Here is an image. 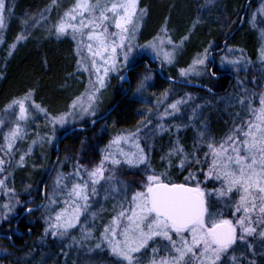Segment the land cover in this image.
Returning <instances> with one entry per match:
<instances>
[{
	"label": "snow or ice",
	"instance_id": "1",
	"mask_svg": "<svg viewBox=\"0 0 264 264\" xmlns=\"http://www.w3.org/2000/svg\"><path fill=\"white\" fill-rule=\"evenodd\" d=\"M55 2L56 0H53L54 4ZM214 2L215 0H207L208 5ZM10 11L5 0H0V30L5 26V13ZM258 14L264 15V3L252 14L253 27L256 26ZM146 15L147 9L139 8V0H75L53 25L52 30L57 38L71 32L72 39L77 42V56L80 57L77 60V68L88 72L89 84L83 93L67 105V111L49 114L48 109L35 104L34 101L30 107L43 114L55 129L57 125L63 126L70 119L75 120L77 115L81 118L96 115L95 109L100 94L106 88L109 75L121 67V56L123 66L127 67L134 61L133 53L137 48L151 49L156 58L162 57V65L173 64L177 51L190 38V34L183 36L179 43H174L168 37L165 27L161 32L167 39L158 34L152 41L139 45L136 40ZM28 22V19H25L22 24L27 26ZM198 22H194L193 28ZM27 38L26 31L18 34L15 42L10 45L8 55L11 56L17 44ZM260 39L264 41V30L260 32ZM0 42H3L2 35ZM168 47L172 50H166ZM85 50L87 56L84 55ZM228 51L232 52L234 49L229 48ZM259 58L264 63V43L259 49ZM210 63L209 48H205L203 53H198L192 59L187 68L179 70L180 76L208 74L215 78L216 71L214 66L209 67ZM221 63L238 66L240 60L222 57ZM93 76L95 79H92ZM150 78L145 76L140 80L136 92L145 91ZM125 79V76H121L122 81ZM248 92L249 90L245 89L238 97V103L245 111L247 119L237 113V119H240L241 123L234 124L233 129L221 140L211 139L205 145L208 151L205 152L203 160L198 157L196 149L192 153L186 152L178 140L167 154L169 158L180 157L178 166L181 169L190 163L208 164L207 172L201 170L204 182L215 179L220 182V188L208 192L201 187L203 182L197 179L195 172H189L183 183H175L167 179L165 173L157 174L155 169H152L151 174L147 175L141 184L142 190L134 191L129 198L127 193L130 185L117 180L115 170L124 165L129 168L149 165V157L140 147V129L137 128L135 133L120 134L110 140L101 150L99 164L88 168L77 162L73 172L57 173L51 190L45 185L44 199L47 203L42 207L49 213L45 217V232L50 231L53 237L68 235L70 230L79 226L81 218L89 213L91 197L98 195V187L107 184L106 199L109 193L121 192L124 199L114 206L118 211L104 225L100 242L95 248L104 249L106 246L110 255L116 258L117 264H142V258L149 248L151 257L147 264H225L224 257L234 250L238 242L245 244L255 255L254 245L247 241L258 234L264 246V91L252 92L251 95ZM167 96L166 90L163 97L166 99ZM32 97L33 91L29 90L22 98L13 99L5 108L6 113L9 110L14 111L17 106L19 108L14 126L4 134V145L0 147V152L5 155L10 156L16 142L26 135L21 122L34 118L28 105ZM188 100H191V96L169 104L160 119L174 116L180 111V106ZM161 103V100H157V108ZM151 111L149 109V114ZM195 111L194 109L193 114ZM3 124L5 121L0 120V125ZM158 127L161 131L164 130L163 125ZM202 127L204 131L200 132L199 137L204 141L208 139L207 125ZM54 138L38 136L41 142L47 139L52 143ZM35 143L37 140L32 141V144ZM124 145H129L130 150L126 151ZM31 151L30 145L28 152L20 156L18 166H24L26 156ZM6 163L8 161L0 157V173L5 171ZM0 189L9 197L15 195L13 189L7 188L5 179H0ZM233 193H239V199L232 211V219L224 218L222 212L211 211L213 204L206 200V197L216 195L221 200L226 197L230 199V194ZM3 208L10 211L12 205L6 203ZM27 211L32 212L33 209L29 208ZM96 215L97 213H92L93 220ZM81 234L85 241L93 236L92 231L84 228L81 229ZM159 241L166 242L163 248L152 247ZM161 252L166 254L161 255ZM230 259L232 264H239L235 255ZM249 264H255V261L250 260Z\"/></svg>",
	"mask_w": 264,
	"mask_h": 264
},
{
	"label": "trees",
	"instance_id": "2",
	"mask_svg": "<svg viewBox=\"0 0 264 264\" xmlns=\"http://www.w3.org/2000/svg\"><path fill=\"white\" fill-rule=\"evenodd\" d=\"M73 1L56 0L54 4L53 0H12L11 11L5 17V26L1 34L3 42H0V112L13 99L21 98L29 90H32L34 103L48 109L49 114H58L63 112L72 99L79 96L84 90L85 76L77 69V55L73 40L68 36L57 38V36L49 35L41 27L33 26L30 22L27 26L22 24L23 20L38 15L50 5L52 11L59 12L67 8ZM244 1L221 0L220 4L215 6L214 4L208 5L204 0H139V8L147 9V15L142 21L136 40L137 44L142 45L154 38L165 27L168 37L174 42L180 41L185 35L190 34V38L183 44L182 54L176 57L172 66L167 68L159 66L161 75L158 73V69H155L156 63H151L145 56L134 59L127 66L128 68L139 63L127 74L131 86L137 83L139 77L149 73L153 76L152 84L157 90L167 86H182L199 93V89L196 87L176 82L175 79L179 78L176 70L186 66L188 61L200 53L201 43H206L211 37L224 36L223 34L226 32L232 31L238 23ZM197 20L199 22L193 28V24ZM22 31H26L28 38L17 44L13 54L9 56L10 45L15 42L16 36ZM246 39L250 41L248 36ZM253 45L254 43L251 47ZM251 47L245 48L248 57H253ZM141 62H146L149 68L146 69L144 63ZM186 81H188L187 83L197 82L198 78L193 76L187 78ZM130 90L124 94L118 83V76H111L103 91V93H107V99L102 101L101 106L95 110L96 115L90 122L72 124L59 132L55 143L62 132L70 130V134L59 145L60 155L46 182L48 188H50L51 178L56 174L59 165L63 164L61 167L65 173L68 170L64 165L65 161L92 166L99 159L100 146L109 136L115 132L129 130L138 123L143 109L138 108L139 103ZM237 113H239V108H227V110L208 113L205 117L208 138L219 141L226 136L235 124L236 120L233 117ZM192 136L193 133L188 127L184 129L179 139V144L188 153L191 152V147L195 144ZM164 138L165 136H160L155 139L152 146V161L155 159L157 149H164L162 146L166 144L163 141ZM53 148L47 150L45 155L40 157V163L35 165V168L31 166L32 156L25 159L22 167L17 163L19 153L12 154L10 158L7 182L22 205L14 209L13 215L6 214L8 217L5 216L6 218L4 217L0 224V236L3 235L1 242L4 248L0 255V264H99L102 261L112 262L113 257L107 249L95 248V245L100 242L101 232L112 212L108 200H106L108 202L107 212L103 211L102 207H92L89 216L93 219L92 213H97L95 219L91 223L82 222L87 226L86 229L93 233L92 238L86 241L82 239V235L78 234V237L74 231L59 241L42 236L44 218L42 205L46 203L45 199L41 201L43 204L38 209H33L32 212L20 217L24 208L40 201V187L54 158ZM198 156L201 155L198 154ZM203 167L205 168L206 164L190 163L186 164L183 169L171 167L167 179L175 183H183L189 172L197 173V178L202 175L197 170L203 169ZM122 176L131 181L130 188L135 191L136 188L133 184L138 181L141 175L137 174L135 169H131L128 173L122 172ZM202 186L206 189L211 188L210 192L220 188L217 181L212 179L203 183ZM206 200L213 204L211 211L214 213L220 212V210L223 212L233 203L231 198L226 197L221 200L216 195H212ZM23 204L25 207H22ZM5 211L6 209L0 208V217L1 213ZM27 229L31 231L30 236H28ZM17 232L25 234L24 242L21 237H18ZM81 241L82 243H77ZM261 247L260 245L254 246L255 255L252 251H244L242 248L237 254L241 256L237 257L238 261L249 264V261L252 260L255 261V264H264V247Z\"/></svg>",
	"mask_w": 264,
	"mask_h": 264
},
{
	"label": "rangeland",
	"instance_id": "3",
	"mask_svg": "<svg viewBox=\"0 0 264 264\" xmlns=\"http://www.w3.org/2000/svg\"><path fill=\"white\" fill-rule=\"evenodd\" d=\"M204 1H205V3L207 2V0H204ZM11 2H12V0H5V3L9 9H10ZM93 2H95V0H93ZM74 3H75V0L67 8H65L59 12L52 11V6L50 5L47 8H45L42 12H40L38 15H35L32 18H29L28 21L33 26L41 27L45 33H47L49 35L56 36L54 30H52L53 25H55L59 21L60 17L64 14V12L67 9H69ZM262 3H264V0H256V2L250 7L249 12H248V16L246 19L247 24H248V29L250 31H252L253 36H254V40H253L254 45L251 47L253 57H248V55L244 52L245 50L242 48H240V49L239 48H232V49H234V51H232V52H229L228 51L229 48H228L226 50V52L224 53L223 57H226L227 59H231V60H238L239 59L240 60L239 65L233 66V65H230L227 63L222 64L221 63L222 56L219 60L221 67H225L228 70L234 71L235 73H238V74L243 73V75H240V77L238 79V83L241 85L240 88H242V89L245 88L244 83L246 81H247V83L251 82L249 84V86L246 88L249 90V92H248L249 95H251L252 92L259 93L261 91H264V63H262L260 58H259V49H260L262 43H264V41H261V39H260V32H261V30H264V15H262V14L257 15L256 20H255V25H256L255 27H253V23H252V14L254 12H257V10L261 7ZM8 13L9 12L5 13V17L7 16ZM41 17H43V18H41ZM37 21H39V23H37ZM3 29L0 30V35L2 34ZM50 30H52V31H50ZM114 30L115 29H113V31ZM158 34H160L163 37L162 32H159ZM157 35H155V37ZM63 36H68L72 39L71 32H69L68 34L63 35ZM163 38L167 39L168 37H163ZM152 40H153V38L150 39L149 41H152ZM149 41H147V42H149ZM73 42L75 44V51H76L77 42L74 40H73ZM147 42H145V43H147ZM179 42L180 41L174 42V43H179ZM144 44H142V45H144ZM181 49H179L177 51L176 57L179 56L180 54H182ZM166 50L171 51L172 49L170 47H168V48H166ZM240 50H242V51H240ZM76 55H77V53H76ZM84 55L87 56L86 50L84 52ZM133 56L135 57V59L140 57V56H145L149 60H151V59L154 60V62L156 63L155 69H158V70H159V66L167 68V67H170L174 64V63L173 64H166L165 63L162 65L161 64L162 57L156 58L155 54L152 52L151 49L137 48L136 51L133 53ZM241 57H242V59H241ZM78 59H80L79 56H77V60ZM192 59L190 61H188L189 63L186 66H184L183 68H187L188 65L192 62ZM123 63H124L123 57L121 56L120 57L121 67L119 68V70L117 72L111 73L108 77V81H109L111 76H115V75L118 76V83L121 86L122 92H124L126 90V86H127V83H125L124 81H121V82L119 81V78L121 77L122 73L127 68V67L123 66ZM180 69L181 68H177V70H176L177 73L179 74V78H178V80L175 79V81L178 83L188 82V81H186L187 78L197 76L195 74H191L188 77H181L180 72H179ZM79 71L82 72L85 76V87H84V90L82 91V93H83L86 89V86L89 84V74H88V72H85L82 69H80ZM145 76H150L151 78L147 81L146 90L143 91L142 93H138V92H136L137 84ZM152 78H153V76L148 73L146 75L141 76V78L139 77V80L137 81V83L134 86H130L131 87L130 91H132V94L135 95L136 101L139 103L138 108L143 109L142 114L140 115V120L138 121V123L136 125H134L129 130L115 132L111 136H109L103 142V144L100 146L99 159L94 164H92V166H86L88 168H92L93 166L99 164L100 159H101V155H102L101 150L114 137H116L117 135H120V134L128 135L129 133H135L137 131V128H139L140 131L138 133V139H139L140 147L143 148L145 153L148 155L149 165L141 166V167H133V168H129V166L124 165L123 167H120V168L115 170V178L117 180L125 182L128 185H132L131 181H129V179L126 180L125 178H123V176H125V175L122 176V172L125 171L128 173L131 169L132 170L135 169L136 173L141 175V177L138 179V181L133 184L134 187L136 188L135 191L142 190L141 184H142V182H144L146 180V176L151 174L152 169H155L157 174L165 173L167 178L169 177L168 171H170L171 167L172 168L177 167V168L181 169L178 166L179 162H180V157L172 156L169 158L167 156V154H168L169 150L174 147L175 142L177 140L179 141V139L181 138V133L184 131V129H187L188 127H190V129H191V132L193 133L192 138L195 141V144L192 145V147H191L190 153H192L194 151V149H196L197 155L198 154L201 155L200 157L199 156L198 157L201 160L204 159V154H205V152L208 151V149L205 145L211 140L210 138H208V139H205L204 141H201L200 137H199L200 132L204 131V128L202 127V125L205 124V117L207 116L208 113H212V111L227 110V108H225L224 105L229 103V102H227L228 100H226L225 98H223V99L222 98H213V97H210V96L205 95V94L196 93L195 91L190 90L188 88H183L182 86H174V87L167 86L166 88L162 87V88H159L157 90V89H155V87L152 84ZM92 79H95V77L93 76ZM130 84H131V82H130ZM166 90L168 91V96L165 99L163 97V93H165ZM103 91L100 94V98L97 102L96 109H98L101 106L102 101L104 102V100L107 99V93L106 92L103 93ZM188 96H191V100H188L186 104L181 105L180 111L178 113H176L174 116H167L163 120L160 119L161 114L164 113L165 108H167V106L169 104L173 103L176 100L182 99V98L187 99ZM238 96H239V94H238ZM157 100L162 101L159 108H157V106H156ZM32 102H33L32 100L29 101L28 105H29V110H30V112H32V115L34 118L30 119L27 122H21V126L24 127L26 135L24 136L23 139L18 140L16 142V144L14 145V151L11 153L10 156L5 155L3 152H0V157H3L6 161H8V163H6L4 166L5 171L3 173H0V179L6 180V185H7V188H9V189H12L11 187H9L8 182H7V178H9L8 177L9 167L8 166L11 163L10 158H11L12 154H14V153L18 154L19 153V156H18V161H19L20 156L24 153H27L29 146L31 145L32 151L30 153H28L26 158H30V156H32L33 159L31 160V163H32L31 166H34V168H35V165H38L40 163V161H39L40 157H43L47 150L54 147L55 140H56L60 131H62L63 129L67 128L68 126H70L72 124L90 122V120L93 117L92 115H86L83 118H81L79 115H77L75 120L70 119L68 121V123H66L65 125H63V126L57 125L55 127V129H53V126L46 121L43 114L36 112L35 109H32L30 107ZM256 103L258 106V97H257ZM234 106H236L235 108H239V113H241V117L243 119H247V115H246L245 111L241 108L240 104L238 103V98L234 102ZM5 108H6V106L0 112V120L5 121V124L0 125V147H2L4 145V139H3L4 134L6 132H8L11 127L14 126V122L16 121V116L19 112L18 106L15 108L14 111L9 110L7 113L5 112ZM149 109L152 110L151 114H149ZM194 109L196 110L195 114H193ZM64 111H67V108ZM233 118H234V120L237 121V122L236 121L234 122L235 124L241 123V120L237 119V115H235ZM141 122H143V123H141ZM159 125H163V128H164L163 131H161L160 128L158 127ZM233 127H234V125H233ZM233 127L230 129V131L233 129ZM38 136L39 137L54 136L55 138L52 141V143H49L47 141V139H45L43 142L39 141ZM160 136H165L163 141H165L166 144L162 145V146H164L163 150L157 149L155 159H154V161H152V156H151L152 146H153L155 139L159 138ZM33 140H37V143L32 144ZM124 148L126 151L130 150L129 145H124ZM162 157H164L163 160L161 159ZM169 161H170V163H169ZM75 164L76 163H70V162L65 161L64 165L67 166V168H68L66 173L62 171L61 166H63V164L59 165V168H57V170H56V174L51 178L49 190H51L52 183L55 180L57 173L63 172L65 174H69V173L73 172ZM109 170L111 172V168ZM201 170L203 172H207L208 171V164H206L205 168L203 167V169L197 170L198 173H202ZM197 179L202 181L203 183H205L203 174L199 175ZM212 180L216 181L215 179H212ZM127 181H129V182L127 183ZM42 184H43V182H42ZM202 184H201V187L204 188L202 186ZM217 184L219 187L221 186L219 181H217ZM41 188H42V185L40 187V192H41ZM107 188H108L107 184H103V185L99 186L98 187V195L91 197L90 203H91V208L92 207L93 208L102 207V210L107 212L108 202L106 200L110 201L109 207L112 209V212L110 215V219L108 220V222H109L111 220L112 216H114L116 214V211H118V208H114V206L118 205V203L124 199V194H123V192H121L120 194L109 193L108 198L106 199L105 198V195H106L105 189H107ZM204 189H206V188H204ZM129 190H128L127 194L129 195V198H130L132 193L134 192V190H133V188H129ZM206 190L208 192H210L211 188H207ZM15 195L9 197V196L4 194L3 189H0V208H3V205L6 203L12 205V208L10 211L6 209L5 212L1 213L2 216L0 217V224H1V222H3L2 219L5 216L8 217L6 214L13 215V213H15L14 209L17 207H20L22 205L21 202L17 203V201H19V200H18V196H15ZM230 197H231V200L233 201V203H231L227 207V209H225L222 212L223 217L227 218V219L233 218L232 217V211L234 210V206H235L236 201L239 199V193L230 194ZM206 198H208V197H206ZM41 200L42 199H41V194H40V201L38 200V203H35L34 205H32L30 207L32 209L36 208V207L39 208V206L41 204H43V202L41 203ZM43 200H44V197H43ZM46 203H47V201H46ZM24 205L25 204H23L22 207H25ZM28 207H26V208H28ZM26 208H24L23 211ZM42 212L44 214V218H43V227H42V233L41 234H42V236H44L46 238H52L53 240H56V241L65 239L66 236H68L73 231L75 232V234L77 236H78V234H79V236H81L82 235L81 229L82 228L86 229L87 226H85V224L87 222L91 223L93 221V219L89 216V213H88V215L81 218V220L79 222V226L70 230L68 235H66L65 237H59V236L53 237L51 235L50 231L47 233L45 232V228L47 227V224L45 222V217L49 213L46 212L45 209H44V211L42 210ZM220 212H221V210H220ZM236 218H238V217H236ZM82 222H85V224H83ZM2 237H3V235L0 236V255L4 251V248H3V245L1 242ZM247 242L250 244H253L254 246H256V245L262 246L258 234L253 238H249ZM165 243L166 242H164V241H159L158 244H153L152 247L159 246V247L163 248ZM263 247L264 246H262L261 248H263ZM104 248L107 249L106 246ZM242 248H244L243 249L244 251H249L245 244H241L238 242L237 245L234 247V250L229 252L224 257L225 264H232L230 257L233 255H235L236 257H241L237 254L239 253L240 250H242ZM160 254L165 255L166 253L161 252ZM150 257H151V248H149L147 250L144 257L142 258V264H147V260ZM99 264H117V261H116V258L113 257L112 262L102 261V262H99ZM239 264H246V262L245 263L239 262Z\"/></svg>",
	"mask_w": 264,
	"mask_h": 264
},
{
	"label": "flooded vegetation",
	"instance_id": "4",
	"mask_svg": "<svg viewBox=\"0 0 264 264\" xmlns=\"http://www.w3.org/2000/svg\"><path fill=\"white\" fill-rule=\"evenodd\" d=\"M221 0H215L214 5L218 6ZM247 2V5H246ZM256 2V0H245L242 11L238 18V23L234 26L232 31L229 33L223 34L224 36L211 37L207 40V42L201 43V51L203 53L205 48H209L210 52V60L211 63L209 67H213L216 71V77L213 78L208 74H202L200 76H196L198 78L197 82H189L198 84L199 93L208 95L213 98H225L229 102L224 105L225 108H235L234 102L240 96V94L246 89L249 84L247 81L244 83L245 88H240L241 85L238 83V79L240 75L243 73H235L234 71L228 70L225 67H221L219 60L221 56L223 57L224 53L228 48H242L245 50L247 47H251L253 44L254 36L252 38V31L248 29L247 24V16L250 7ZM202 12H204L202 10ZM234 34V35H233ZM251 35V36H250ZM248 36V41L246 37ZM252 38V39H251ZM211 45V47H209ZM245 52V51H244ZM245 75V74H244ZM187 83V82H186ZM239 94V96H238ZM238 96V97H237ZM18 235V234H17ZM18 237L22 238V241H25V234L18 235Z\"/></svg>",
	"mask_w": 264,
	"mask_h": 264
},
{
	"label": "water",
	"instance_id": "5",
	"mask_svg": "<svg viewBox=\"0 0 264 264\" xmlns=\"http://www.w3.org/2000/svg\"><path fill=\"white\" fill-rule=\"evenodd\" d=\"M249 1V0H248ZM246 5H247V2H246ZM150 62L151 63H153L154 62V60H150ZM142 64L144 63V67L147 69V68H149V66H148V64L146 63V62H141ZM139 65V63L138 64H136V65H133V66H130V67H128V68H126L125 70H124V72L122 73V75L121 76H125L126 77V79L124 80V82L125 83H127V86H126V90L124 91V94L125 93H127L129 90H130V86H131V84H130V80H129V78H128V72L130 71V70H133L135 67H137ZM158 73L161 75V72H160V70H158ZM119 81L121 82L122 80H121V77L119 78ZM180 84H184V85H190V86H196V87H199V85L198 84H193V83H186V82H180ZM92 124V123H91ZM90 124V125H91ZM70 134V130H67V131H64V132H62L61 134H60V136L58 137V140L56 141V143H55V145H54V148H53V155H54V158H53V160H52V163H51V165H50V167H49V170H48V172H47V174H46V176H45V179H44V181H43V184H42V188H41V201H43V197H44V188H45V185H46V182H47V180H48V177H49V175H50V173L52 172V169H53V167H54V165H55V163H56V161H57V159H58V157H59V155H60V147H59V145H60V143L65 139V137L66 136H68ZM42 203V202H41ZM29 208H31V207H28V208H26L21 214H20V217H22L23 215H25L26 213H28V211H27V209H29ZM38 207H36V208H33V209H37ZM27 233H28V236H30L31 235V231L29 230V229H27ZM17 234L18 235H23V233H21V232H17ZM7 238H9V237H7Z\"/></svg>",
	"mask_w": 264,
	"mask_h": 264
}]
</instances>
